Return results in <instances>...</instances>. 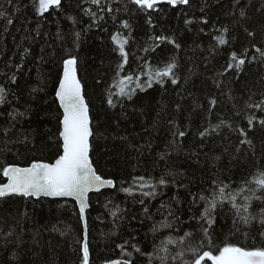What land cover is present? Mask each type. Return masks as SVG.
Wrapping results in <instances>:
<instances>
[{"label":"trees","instance_id":"16d2710c","mask_svg":"<svg viewBox=\"0 0 264 264\" xmlns=\"http://www.w3.org/2000/svg\"><path fill=\"white\" fill-rule=\"evenodd\" d=\"M35 4L38 0H0V85L7 89L6 102L0 104V183L6 181L3 166L51 161L62 151L58 139L62 110L54 92L62 60L71 49L78 57V75L90 107L93 165L99 175L116 181L115 187L89 196L90 264L126 259L118 247L126 240L152 254L169 236L179 239L186 232L202 236L200 215L205 205L199 196H212L213 181L230 184L233 191L242 180H252L258 169L264 170V127L258 123L264 112L246 107L264 99V59L252 47L264 48V0H189L187 5L162 3L147 12L131 0H102L103 12L86 0H62V9H50L43 16L34 10ZM87 8L103 19L86 15ZM125 20L130 31L122 27ZM224 28L229 44L219 45L215 38ZM118 31L130 37L126 72H147L174 58L178 82L155 83L146 92L137 89L131 100L114 97L120 103L110 107L106 90L113 85L119 62L110 36ZM160 35L175 39L180 47L151 39ZM244 48L249 49V58L242 71H225L231 51L239 54ZM252 55L257 59L251 60ZM247 115L258 118L251 129ZM221 120L232 128L222 126L205 137L199 135ZM237 127L248 131L252 148L239 145L241 137L233 130ZM177 131L186 135L174 138ZM139 176L153 178V183L164 176L169 183L158 185L154 197H145L133 180ZM128 187L134 189L131 194L121 190ZM260 206L261 201L253 200L250 211L257 214ZM230 207L217 209L220 214L210 229L214 246L223 247L224 242L264 246L259 219L234 226ZM167 223L170 228L162 227ZM82 237L83 222L72 199L0 198V264H79L77 241ZM178 251L177 245H168L167 264H179L171 259ZM159 255L164 253L153 256L151 264H161ZM132 259L133 264H149L145 255L134 253Z\"/></svg>","mask_w":264,"mask_h":264},{"label":"snow or ice","instance_id":"6c2138e0","mask_svg":"<svg viewBox=\"0 0 264 264\" xmlns=\"http://www.w3.org/2000/svg\"><path fill=\"white\" fill-rule=\"evenodd\" d=\"M87 3L100 8L102 0H86ZM131 2L138 7L139 10L147 12L149 10H158V5L166 3L171 6L187 5L189 0H131ZM50 9H62V0H38V4H35L34 10L41 16ZM103 12L104 9L100 8ZM107 11L111 12L109 7ZM86 15L92 17L94 20L103 19L102 16L97 17L96 12H93L91 8L84 9ZM3 15V13H0ZM246 13L241 10L240 16L244 17ZM73 24L76 23L74 17H70ZM12 21L9 19L8 23ZM207 23V21H204ZM149 23H151V17H149ZM191 23V21H186ZM91 25H89V28ZM122 27L124 29L131 30V25L128 21H122ZM249 37H255V32H248L245 29ZM228 29H222V34L215 39L219 45L229 44V40L224 33H227ZM77 41L79 40L80 33H75ZM129 36L122 35L121 32H116L110 36L112 42L116 45L113 51L119 53V62L115 66V76L113 78V85L106 90V102L107 104L115 108L120 103L119 99L114 97H123L131 100L139 89L141 92H146L147 89L152 88L153 84L158 83L163 85L167 80H170L172 84L178 82L176 78L175 69L178 67L175 59H171L163 65V67H157L152 69L149 67L147 72H126V66H129V53L126 51V45L129 42ZM154 41L163 43L169 41L174 44L176 48L180 45L176 43L175 39H171L167 36L160 35L151 38ZM77 43V47H78ZM255 51L260 54V58L264 59V48L256 47L252 45ZM155 51V49H151ZM144 51H149L145 48ZM249 49L244 48L241 53L231 51L229 57V63L225 67V71L235 68L237 71H242L248 57ZM255 55L251 56V60H256ZM122 73H124L122 75ZM142 76H147L146 80H141ZM12 82H15V76L12 78ZM116 91L113 92L112 88ZM7 89L0 85V104L6 102ZM54 99L58 101L60 108H62V118L59 121L61 130L58 134V139L62 141L60 151L51 161L47 160H34L28 166L21 167L17 164H7L3 166L2 174L7 178V181L0 183V198L10 196L21 197H73L78 202L80 218L83 221V237L82 240L77 241L79 246V264H90V248L88 240V223L86 217V210L90 207L88 202L89 192L96 190L99 191L105 186H116V181L113 179H105L103 176L97 173L96 168L93 166V161L90 156L92 150V144L90 139L94 136L92 120L90 116L89 102L85 98L84 85L82 84L78 76V57L73 54L70 49L66 52V58L62 60V75L58 79V85L54 92ZM211 105H215L216 101L213 99L210 101ZM123 105L121 104V107ZM179 107V106H177ZM249 109H257L264 112V99L257 103H249L246 105ZM23 115V113H20ZM240 115L239 112L236 113ZM248 129L253 128L254 121H257L255 115H247ZM258 123L261 127H264V117L258 119ZM222 126L232 128V125L227 121L221 120L219 124L210 125L203 131L199 132L201 137L210 135L211 132L219 130ZM239 133L241 137L239 139V145H247L249 148L253 147V142L248 139V131L244 127H237L233 129ZM185 131H177L174 133L175 137H184ZM237 152L241 151L240 147L236 148ZM153 178H145L144 176L133 177L134 182H137V189L142 192L145 197H154L156 195L155 189L158 185H166L169 181L160 176L156 179L155 183L152 182ZM215 184L213 194L209 198L208 196L201 195L199 199L204 201L203 212L200 215V221L203 222L201 226V235L193 236L192 232H186L179 239H174L171 236L166 241L161 242V246L154 249L152 254L142 253L141 248L136 245H132L129 241H125L123 244L118 245L121 249L122 256L126 259L106 260L104 264H133V254H140L148 256L149 264L153 256L157 253L163 252L164 255H159L158 259L161 264H167L168 260V245H177L179 251L175 256H172L173 261H179V264H264V246H241L231 242H224L223 247L214 246V240L210 229L216 223V216L220 213L217 209H222L226 205H230L229 211L233 216V225L238 222L244 225L251 224L252 221L259 219L262 227H264V206L259 207V212L253 214L250 209L253 205V200L261 201L264 205V170L258 169L257 175L253 176L252 180H242L240 186L229 191L230 184L221 182ZM145 188L150 189L144 191ZM124 192L131 194L134 189L132 187L122 188ZM257 190H260V195H257ZM196 198L194 197L193 203ZM144 203L143 200L140 201ZM145 213L148 209H144ZM113 216L117 215V212L112 213ZM173 215L169 211V216ZM206 225V226H204ZM162 227L170 228L171 223L163 224ZM153 226V232L158 231ZM247 236V233H244ZM261 243L264 244V231L259 233ZM132 251H128V248ZM75 250V249H74ZM188 258H185V257Z\"/></svg>","mask_w":264,"mask_h":264},{"label":"water","instance_id":"95a60500","mask_svg":"<svg viewBox=\"0 0 264 264\" xmlns=\"http://www.w3.org/2000/svg\"><path fill=\"white\" fill-rule=\"evenodd\" d=\"M79 76V75H78ZM61 110H62V108H61ZM63 111V110H62ZM94 166V165H93ZM6 178V177H5ZM6 181H7V178H6ZM5 181V182H6ZM4 183V182H3ZM106 188H113V187H111V186H105V187H102L99 191H96V190H93V191H91V192H89V194H88V202H89V196H90V194L91 193H94V192H100L101 190H103V189H106ZM41 197H45V198H52V199H72V200H74L75 202H76V204H77V207H78V209H79V205H78V202L75 200V198H73V197H47V196H40V197H35V198H41ZM86 217H87V210H86ZM83 222V221H82Z\"/></svg>","mask_w":264,"mask_h":264}]
</instances>
